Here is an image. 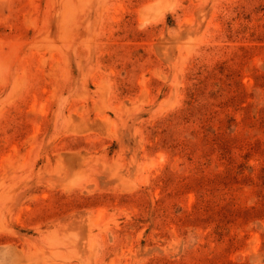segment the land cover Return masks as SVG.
<instances>
[{"label":"rangeland","instance_id":"1","mask_svg":"<svg viewBox=\"0 0 264 264\" xmlns=\"http://www.w3.org/2000/svg\"><path fill=\"white\" fill-rule=\"evenodd\" d=\"M0 264H264V0H0Z\"/></svg>","mask_w":264,"mask_h":264}]
</instances>
